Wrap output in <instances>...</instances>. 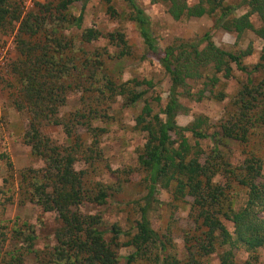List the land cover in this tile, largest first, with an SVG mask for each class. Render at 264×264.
<instances>
[{
  "label": "trees",
  "instance_id": "16d2710c",
  "mask_svg": "<svg viewBox=\"0 0 264 264\" xmlns=\"http://www.w3.org/2000/svg\"><path fill=\"white\" fill-rule=\"evenodd\" d=\"M15 1L0 0V31L6 23L17 21L20 25L16 38L20 59L12 65L14 81H5L4 87L17 112L29 117L24 142L45 164L40 171L21 173L15 184L12 160L6 154L1 155L8 175L3 188L14 195L0 202V206L2 211L6 210L18 195L20 201L38 206L43 214L57 215L61 224L56 231L58 244L49 257L44 256V264H118L121 228L114 226L108 241L106 232L100 230L102 218L82 213L83 205L105 204L109 194L102 187L88 188L84 173L75 167L80 154L87 162L95 156L93 145L90 149L85 147L75 125L83 123L94 138L93 144L97 145V137L106 131L92 127L90 122L109 118L111 109L107 100L121 101L123 107L133 108L145 100L155 85L138 79L118 81L112 74L108 61L118 62L120 67L134 56L122 29L105 34L93 27L84 30L78 39L66 34L73 26L82 29L88 0L73 20L68 10L76 0H64L54 9L47 5L26 12L22 0H19L20 12L13 7ZM149 1L165 5L175 21L211 16L219 28L237 34L238 39L251 31L264 42V0H247L249 12L242 16L235 15L234 8L225 4L227 0H198L191 6L187 0ZM101 2L111 19L135 25L146 50L160 61L171 82L166 107L155 113L146 102L136 118L137 127L147 137L138 162L146 173L148 193L143 199L137 233L125 234L131 240L124 246L135 249L128 256L127 264L146 259L155 264H183L172 252L170 242L162 240L149 219L160 189L171 191L175 202L192 199L190 218L195 227L184 238L189 254L184 264H205L209 257L226 247L230 249L220 254L221 264H260L259 250L264 248V162L255 149L264 142V45L260 60L252 70L243 62L253 54L252 45L246 50L229 51L220 48L210 33L201 39H180L177 44L161 49L140 0H122L121 11L116 0ZM254 14H258L262 23L258 29L251 21ZM102 40L117 53L109 54L106 46L98 44ZM234 67L248 78L229 101L217 127L207 118H198L189 126L180 127L176 119L185 111L182 98L202 102L209 92L224 102L226 94L215 93L213 88L220 83L217 75L230 79ZM205 79H208L205 89L189 90L191 81ZM209 86L212 88L207 91ZM75 91L83 94L81 107L71 118L63 120L59 117L60 109ZM155 100L161 102L160 97ZM49 125L63 126L72 145L63 147L52 142L42 131L43 126ZM213 128L218 130L211 132ZM208 140L214 141L210 153L201 146L202 141ZM232 141L243 147L245 159L238 165L231 162V151L225 149L226 143ZM218 178L223 182L216 181ZM235 187L246 193L240 208L236 207L239 194L234 195ZM225 222L233 224V233ZM34 233L32 227H22L15 231L14 239L25 243L28 253L39 256L33 245ZM5 237L0 229V246L6 242ZM239 249L248 254L244 263L235 259V250ZM18 250L0 256L1 264H23V252Z\"/></svg>",
  "mask_w": 264,
  "mask_h": 264
},
{
  "label": "rangeland",
  "instance_id": "374dc122",
  "mask_svg": "<svg viewBox=\"0 0 264 264\" xmlns=\"http://www.w3.org/2000/svg\"><path fill=\"white\" fill-rule=\"evenodd\" d=\"M64 0H37L34 9L37 11L43 6L50 5L52 9L57 8ZM86 0H76L68 10L71 19H76L81 13L83 4ZM188 4L194 5L198 0H187ZM247 0H227L226 5L234 8L236 16H242L249 12L245 5ZM141 5L152 21L154 36L157 38L159 47L164 49L170 45L177 44L178 40L201 39L206 34L213 36V41L226 50H246L250 45L253 46V54L244 59V64L252 70L259 62L264 42L260 40L254 32H247L242 38L238 39L237 34L223 31L216 25L214 17L205 16L202 18L184 19L175 21L168 13L163 4H153L149 0H140ZM13 7L20 12L19 0L12 2ZM116 5L120 11L124 7L122 0H116ZM31 10V11H32ZM106 6L101 0H88L87 8L84 13L82 29L78 30L74 26L66 32L69 37L78 39L86 29L96 27L103 33H111L122 29L130 48L134 52L132 59L125 60L120 67L118 62L108 61L109 68L115 78L119 81L128 82L132 79L152 81L155 87L150 90L145 100L133 108L123 107V102L113 103L107 100L109 104V118L105 120H95L92 127L96 129H105V133L97 137V145H94V138L83 126V123L75 125V130L83 139L85 147L95 150V156L90 162L85 160V156L80 154L76 161L77 171L84 173V181L88 188H104L109 197L105 204L86 203L82 206V213L88 216H100L103 225L101 231L106 232V239L109 241L112 237L111 230L114 226L121 228L122 235L120 243L122 246L118 249V264H127L129 255L135 252L132 247L124 245L130 242L131 238L126 236L131 232L132 236L137 233V224L141 220V208L144 204L143 199L148 193V182L146 173L141 169L138 158L143 153L147 142L146 133L142 132L136 124V118L141 113L146 102L152 105L155 113L161 112L168 102L169 89L171 86L170 77L162 67L160 61L150 54L143 43L140 34L135 25L120 20L111 19L106 13ZM55 13V11H52ZM255 28L262 26L258 14L251 17ZM19 23L17 21L6 23L0 31V49H6L8 57L5 65L0 64V157L6 154L12 160L15 171L14 183L17 184L21 173H31L40 171L44 167V160L39 155L32 154L31 147L24 142V138L29 129V117L27 114H20L14 108L5 81H14L11 74L12 65L20 59L17 49V34H19ZM106 41L98 43L100 46L107 47L109 54L117 53L112 46H107ZM117 64V66H116ZM220 78L218 86L213 88L215 93H225L227 98L224 102H219L210 93L202 102H196L193 98H182L181 104L185 111L178 115L177 123L180 127H187L198 118H207L213 126L223 118L229 101L234 97L242 84L247 81V74L238 71L234 67L233 76L230 79ZM208 79L202 81H191L189 90L200 91L206 88L205 83ZM212 87H208L210 90ZM184 90H182L183 92ZM100 96V93L98 92ZM102 96V95H101ZM160 97L161 102L155 99ZM83 94L80 92H71L67 103L61 107L59 117L67 120L81 107ZM90 121V120H89ZM104 121V122H103ZM217 127V126H216ZM218 130L213 128L211 132ZM43 133L51 139L52 142L60 146L72 145L68 139L63 126H43ZM191 140V135L187 134ZM194 143V140L191 141ZM202 149L210 153L214 146V141H202ZM225 146H222L224 148ZM225 149L231 151V162L234 165L241 164L245 159L243 147L236 142H227ZM256 154L264 162V142L259 143L255 149ZM264 174V173H263ZM6 161L0 158V202L12 197V192H7L3 188L4 179L7 177ZM216 181L223 182L218 178ZM3 188V190H2ZM6 193H3L5 192ZM17 192V190H16ZM239 194L237 198L239 204H243L245 190L235 187L234 195ZM157 202L149 214V219L153 229L160 235L163 241H169L173 253H176L178 259L184 264L189 259L188 245L184 238L186 233L194 229L195 225L190 218L192 208V199L186 198L175 202L171 191L160 189L155 196ZM14 202L2 211L0 206V229L6 234L5 243L0 246V256L5 257L14 253L17 249L23 252V264H44V256H50L55 246L56 231L61 227L56 214H43L38 206L30 202L23 203L19 196H15ZM228 229L233 233L234 226L230 222H225ZM30 226L34 229L32 237L34 249L39 252V256L30 254L27 245L14 239L15 231L22 227ZM230 247L220 249L216 254L209 257L205 264H221L220 254ZM18 250V251H19ZM0 258V264L1 259ZM248 258L246 251L235 250V259L238 263H244ZM259 262L264 264V248L259 250ZM133 264H155L152 260L138 261Z\"/></svg>",
  "mask_w": 264,
  "mask_h": 264
},
{
  "label": "built area",
  "instance_id": "2783aa9c",
  "mask_svg": "<svg viewBox=\"0 0 264 264\" xmlns=\"http://www.w3.org/2000/svg\"><path fill=\"white\" fill-rule=\"evenodd\" d=\"M37 0H22V5L24 7V11L32 10L35 6V2ZM8 54L6 49H0V64L5 65V60L7 59Z\"/></svg>",
  "mask_w": 264,
  "mask_h": 264
}]
</instances>
